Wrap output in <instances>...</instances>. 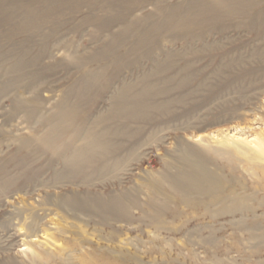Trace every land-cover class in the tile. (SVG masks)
Segmentation results:
<instances>
[{"label":"rangeland","instance_id":"374dc122","mask_svg":"<svg viewBox=\"0 0 264 264\" xmlns=\"http://www.w3.org/2000/svg\"><path fill=\"white\" fill-rule=\"evenodd\" d=\"M142 1L148 8L146 10L153 8L150 0ZM176 1L180 0H170L173 3ZM22 10L23 6L13 10L17 22L21 20ZM88 12V5L82 4L79 11L67 16H73L78 22ZM247 24L248 18L236 17L230 19V24L223 22L221 27H213L201 38L191 41L181 38L171 41L169 36H165L160 40V47L156 46L142 58L132 57L130 63L118 72L114 71L110 60L97 59L108 32L89 25L84 27V31L63 37L56 45L58 49H53L52 56L45 58L42 64L27 67L24 72L34 69L43 72V84L38 91L25 94L28 99L36 96L42 102L44 117L56 112L63 95L85 72L92 75L103 72L104 68L106 72H116L115 79L101 91L102 96L96 104L93 107L87 105L89 111L97 115L109 105L112 90L118 89L124 82H139L154 68L153 58L163 60L167 50L185 55L186 59L176 58L177 67L190 62L193 68L200 69V72H188L193 74V85L189 88L195 91L184 99L183 104H174L177 118L157 128L141 124L142 133L130 141L136 145L134 153L130 155L124 150L119 166L116 169L113 167L115 170L85 172L73 183L64 181L62 185L53 186L54 170L45 169L48 168V156L53 154L54 149L42 144L40 139L51 133L57 118L46 123L44 117L38 120L36 116H21L22 113L21 117L16 116L20 118L15 119L11 116L14 108L12 98L18 90L10 88L1 92L0 168L4 169L0 170V180L5 175L14 176L19 172L16 163L21 155L30 158L29 169L39 166L44 169L39 174L41 179L37 177L36 185H21L23 179H19L0 189V264H88V261L91 264H264V30L257 25L256 29L248 28ZM47 25L52 26L51 23ZM47 25L42 30L50 27ZM2 31H8L6 25ZM63 31L67 29L62 28ZM92 34L95 39L91 38ZM6 37L0 42L4 50L13 46ZM22 37L20 35L16 41L21 42ZM53 42L48 41L50 49ZM204 44L213 48L199 51L195 56L190 53L191 50L201 49ZM41 45V41H36L35 47ZM11 62L13 60L0 61V89L4 88V82L12 83L9 80L13 75L9 69ZM228 62L230 72H219ZM3 72L12 73L3 75ZM224 74L230 75V84L217 78ZM198 83H202L200 90L195 89ZM238 124L245 127L242 132L238 130L242 134L240 136L237 130L231 129ZM68 138L69 133L58 140ZM23 140L25 145L21 143ZM187 154H193L195 159L204 155L209 159L210 168L226 179L224 190H233L232 193L238 194L240 199L246 196L247 203L252 206L250 212L254 207L257 209L254 208L251 213L213 216L202 208L183 204L177 191L170 186L169 175L177 173L182 157ZM62 161L61 158L55 161L54 167L60 170ZM84 178L87 180L83 181ZM149 182L155 183L156 192L151 193ZM43 183L51 186L48 188ZM20 186L23 188L19 189ZM75 195H80V199L91 198L94 203V200L99 202L121 196L130 208L127 214L120 215L118 212H102L90 202L81 208L74 207L70 205V199ZM150 196L158 207L165 205L160 224L153 216L156 212L150 207L153 203L149 204ZM248 197H253V200ZM211 207L217 210L220 206ZM254 226V229H247Z\"/></svg>","mask_w":264,"mask_h":264},{"label":"bare ground","instance_id":"6f19581e","mask_svg":"<svg viewBox=\"0 0 264 264\" xmlns=\"http://www.w3.org/2000/svg\"><path fill=\"white\" fill-rule=\"evenodd\" d=\"M262 2L263 0H180L173 3L170 2V0H150L149 3L153 8L146 10L148 8H146L145 2L142 0H0V42L3 37L7 36L6 40L13 43V46L11 45L12 47L6 50L0 45V61L5 63L6 61L13 60V62H11L12 66L9 68L13 72V75L9 79L12 80V83L4 82V88L0 89V94L4 90L7 91L10 88L18 90V93L15 92L16 94L14 97H11L14 104L11 113L13 115L11 116H20L23 113L21 116H36L39 120L45 116L44 113H41L43 108L42 102L40 103L36 99V96L35 98L32 97V99H28L25 93L27 92L30 94L38 91L39 86L43 84V81H41L43 72L37 69L31 72L24 71L27 67L32 68L33 66L42 64L45 58L52 56V50L58 49L56 45L60 44L63 37L67 36L69 33L82 31L85 26L89 25L95 26L99 31H107L108 38L98 52L97 59L110 60L112 66H114V71L116 69L118 72L123 66L127 65V63H130L132 57L142 58L156 46L160 47V40L165 36H169L171 41H175L178 38L191 41L192 39L201 38L205 35L206 31L209 32L213 27H221L220 24L223 22H228L230 24V19L236 17L248 18V28H254L257 25V28L263 31L264 5L261 6ZM82 4L88 5L89 12L86 13L80 21L75 22L73 16L69 18L67 15L79 11ZM20 6H23L22 16L21 20L17 22L13 10L15 7ZM50 23L52 26L47 25ZM5 25L8 31L3 33L2 27ZM45 25L50 27L48 29L46 28L47 30H42V27ZM62 28L67 29V31L62 32ZM30 29L33 30L29 31ZM20 35H23V37L20 40L21 42H18L16 39L19 38ZM91 38L95 39V36L93 35ZM49 40H54V45L51 49L48 47ZM36 41H41L43 45L35 47ZM211 47L213 48V46L204 44L201 49L191 50L190 53L195 56L199 51L206 52L211 50ZM165 54L163 60L160 59L161 61H157L156 58H153L155 60L154 68L148 74L144 75L139 82H124L125 84L123 83L118 89L116 88L117 90H112L111 95H109L111 101L105 111L96 115L89 111V107H87V105L90 104L93 107L96 101H98V98L102 96L101 91H104L105 87L115 79L116 72H106L104 68L102 69L103 72H97L92 75H90L89 72L82 73L70 91L63 95L59 105H57L56 112L44 117L46 123H51L52 120H56V118L58 120L57 123L52 126L50 130L51 133L47 137L40 139L42 144H46L48 148L54 149L53 154H51L50 157L48 156L49 160L46 164L48 168H45L46 170H50L51 168L54 170H52L54 178L53 186L61 184L64 181H67L66 183L72 181L73 183V181L78 179V177L85 172H102L106 169L119 166L121 154L124 150L130 155L134 153L136 145H134L135 143L131 144L130 141L139 133H142L141 124H148V126L151 125L157 128V126L160 127L162 126L161 124H167L169 120L171 121L177 118V111L174 109V104H183L184 99L187 98V96H191L195 91L194 89H190L192 87L191 85H193L191 79L193 74H189L188 72H200V69L193 68L190 62L177 67L175 62L176 58L186 59L184 54L170 50H167ZM176 68H178V70H176ZM183 70L184 72H180ZM226 71L230 72V62H228L224 68L219 69V72ZM12 72H3V75ZM217 78L221 81H228L230 84V75L228 74ZM101 81H104V83L100 84ZM201 84L198 83L195 89L201 88ZM20 88H24L25 90L22 91ZM94 89H96L95 94L93 93ZM20 117H16L15 119ZM244 128L238 124L231 129H234V131L240 130L242 132ZM240 131L238 132L240 133ZM68 133V140H58ZM236 133L235 135L238 136ZM240 135L242 134L240 133L239 136ZM58 141L61 142L57 144ZM25 142L26 141L23 140L21 142L22 145H25ZM263 143L261 142V144ZM60 158L63 160V164L61 163L62 168L58 170L54 167V163ZM208 160L209 159L204 155L199 159H195L193 154L184 155L177 173L169 175L170 186L177 191L179 199L183 204H187L194 208H202L213 216L226 213L231 215L241 214L252 210L251 204L249 205L247 203L246 196L240 199L238 194L232 193L233 190L231 192H226L224 190L225 183L227 182L226 179L210 168ZM29 161L30 158L27 156L24 157V155H21L17 157L16 164L19 168V172L14 176H3L0 180V189L3 190L7 188L16 183L19 179H23L21 185L25 183V185H29L30 183L36 185L37 177H39V174L44 168L39 166L36 169H29ZM1 169L4 168H0V170ZM93 173H89V175ZM166 178H168V176ZM86 180L85 178L83 179V181ZM45 185H47V187L51 186V184ZM21 188H23V186H20L19 189ZM53 188L55 189L56 187ZM149 188L152 193L156 192L157 186L154 182H149ZM78 196L75 195L70 199L71 204H69L81 208L82 206H86L88 202L94 203L91 198L80 199ZM167 196L168 195H166V197ZM151 197L152 196H150L149 204L154 200V198L151 199ZM168 198L170 197L168 196ZM257 199L259 200L260 198L258 197ZM258 200L255 202L259 204ZM94 201V205L98 206V210L102 212H118L120 215H125L130 208L129 204L121 196H113L109 200H99V202H97V200ZM172 203L173 202H171V204ZM215 205H219L220 207L217 210H213L211 206ZM158 206L159 205H156L154 202L150 205L151 209H154L156 212L153 215L154 218L160 224L162 222L160 215L165 205L161 204L160 207ZM17 212L18 211H16V213ZM48 213L49 212H47V214ZM22 218L24 219V217ZM24 221L25 220H23V222ZM4 224L6 225V223ZM20 226L22 225L20 224ZM246 227L244 226V228ZM256 227L258 228V226ZM206 228L208 229V227ZM254 228L255 226L247 229L250 230ZM19 229L20 227L18 230ZM26 231L28 232V228ZM34 251L35 250H32V252ZM37 252L38 251H36V253ZM31 259L30 261L33 262V256ZM88 262L91 264V261Z\"/></svg>","mask_w":264,"mask_h":264}]
</instances>
